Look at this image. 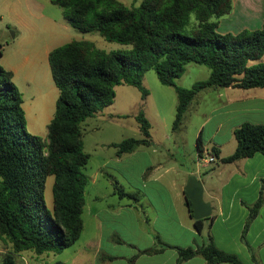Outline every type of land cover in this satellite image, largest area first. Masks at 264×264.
Listing matches in <instances>:
<instances>
[{"label":"trees","instance_id":"obj_1","mask_svg":"<svg viewBox=\"0 0 264 264\" xmlns=\"http://www.w3.org/2000/svg\"><path fill=\"white\" fill-rule=\"evenodd\" d=\"M51 1L62 7L63 18L78 30L97 31L131 47L105 50L90 39L74 38L50 50L48 60L58 96L45 136L27 130L21 91L12 71L0 63V239L6 246L0 251V264H24L16 259L23 250L59 252L78 238L87 183L84 166L89 158L83 148L82 122L113 101L117 84H133L145 96L148 90L142 77L153 67L159 80L173 85L177 93L173 129L202 89L264 87V61L250 62L264 53V16L257 28L219 31V18L231 11L232 0H141L131 6L120 0ZM191 12L195 20L189 24ZM189 61L207 65L209 75L189 87L178 85L175 78ZM136 117L142 136L112 142L117 154L150 143L149 120L142 111ZM232 134L235 149L221 161L264 154V122L243 121L233 127ZM197 145L200 153V133ZM209 151L219 156L217 146ZM50 174L51 209L44 195ZM117 190L136 197L120 187ZM261 201L260 197L249 206L247 222ZM185 202L192 217L187 197ZM204 218H193L197 231L202 230ZM168 245L156 235L155 244L141 252L161 251ZM176 248V264L197 254L207 263L245 264L236 253L219 248L210 234L199 246ZM51 264L65 263L57 259Z\"/></svg>","mask_w":264,"mask_h":264},{"label":"crops","instance_id":"obj_2","mask_svg":"<svg viewBox=\"0 0 264 264\" xmlns=\"http://www.w3.org/2000/svg\"><path fill=\"white\" fill-rule=\"evenodd\" d=\"M32 2L39 9L44 6L40 0ZM40 15L43 31L37 22L29 24L19 18L20 25L27 26L28 30L20 36L15 26L10 41L6 33L11 21L0 17V63L12 71L18 88L22 85L27 91L24 94L19 88L26 122L31 127L33 121L27 102L30 97L45 96L44 87L49 89L54 107L52 110L47 107V117L42 116L41 122L47 125L55 112L58 87L51 75L49 52L76 35L63 15L46 16L42 11ZM263 16L264 0H232V9L221 31L260 27ZM223 18H219L218 30ZM258 60L264 61V53L250 62ZM225 87L226 99L213 112L215 122L205 139L202 131L212 115H207L198 125L202 151L199 153L196 137V149L190 156L192 163L187 166L180 165L183 160L170 162L173 148L170 151L169 146H159L152 141L121 154H117L111 144L118 140L103 139L93 145V141H89L84 148L83 131V148L89 153L84 166L87 183L81 212L83 226L78 238L59 251L57 259L65 264H176V246H199L210 234L219 248L236 253L245 264H264V154L255 152L233 161L220 160L235 149L234 126L243 121L264 122V87ZM87 120L88 117L83 122L86 124ZM37 129L41 135H46L40 126ZM213 145L220 150L214 159L218 161L203 162L201 157ZM155 152H160L161 156L155 157ZM191 174L201 180L203 197L212 205L210 216L203 219L201 231L195 228L185 202L184 186ZM117 187L136 197L120 195ZM260 197L257 213L247 222L249 206ZM156 235L169 245L161 251L141 252L155 244ZM17 254L24 264H40L38 258H32L31 263L22 258V253ZM180 264L233 263H207L197 254Z\"/></svg>","mask_w":264,"mask_h":264},{"label":"rangeland","instance_id":"obj_3","mask_svg":"<svg viewBox=\"0 0 264 264\" xmlns=\"http://www.w3.org/2000/svg\"><path fill=\"white\" fill-rule=\"evenodd\" d=\"M40 1L44 2L42 9H39L34 5L32 0H0V17L3 20L11 21V26L7 29L6 33V36L9 35V41L13 38L12 36L15 26L18 28L20 36L28 30L27 26L20 25L18 21L19 18L26 19L29 24L32 23L31 21L37 22L39 29L42 30V24H40V19H42L40 15L41 11L46 16H62V7L59 4L51 0ZM120 1L131 6L139 4L141 0ZM194 17V13L191 12L189 24L195 20ZM221 18L223 19L218 27L220 31L224 28L225 22L223 21L226 20L227 14L221 16ZM73 29L76 35H74L75 37H71L72 39H90L98 47L104 48L105 50L125 49L131 47V44L129 43L108 40L97 31L82 32L77 28H74V26ZM9 47L10 46H8L7 49H9ZM209 71L207 65L195 61H189L185 64L184 71L175 78V82L178 85L189 87L195 81L206 79L209 75ZM17 80H19L18 75ZM142 84L148 90L145 96H143L142 90L133 84L121 83L120 85L115 86V96L113 101L99 112L88 117V122H86V124L83 122L84 148L88 146L87 143H89V141H93L91 143L93 145L95 141H101L103 139L119 141L128 136L141 137L142 132L136 115L142 111L150 122V142L152 141V143L154 142L159 146H169L170 151L171 148H173V157L171 156L170 162H181V160H183L180 164L181 166L190 165L192 163L190 156L194 154L196 149V137L199 132L198 125L204 121L207 115H212L210 121L205 123L202 131V136L205 139L208 129L215 122L213 112L226 99L227 87H207L198 91L185 110L180 125L178 128L173 129L172 124L177 105V93L174 86L162 83L153 67L144 71ZM20 86L21 87L19 88L21 91L24 94H27L24 87L22 89V85ZM44 90L45 96L30 97L27 102L28 114L33 121L32 126L34 128L27 122L26 128L28 131L37 134H41L38 132V126H40L42 132H47V125L41 122L43 119L42 116L47 117V107H50V110L54 107L51 95L49 94V89L44 87ZM207 155L208 153H206L204 157ZM154 156L160 157V152H155ZM217 161V159L213 160L214 163ZM52 183L53 175H48L45 183V202L50 209L52 207L53 198ZM0 246L3 250L6 249L5 243H3L1 239ZM19 253H22V258L29 260L31 263L33 262L32 258H38L40 264H51L54 259L56 260L58 258L57 255H59L60 252L48 251L37 254L36 252L27 249ZM16 259L18 261L21 260L18 254L16 255Z\"/></svg>","mask_w":264,"mask_h":264},{"label":"water","instance_id":"obj_4","mask_svg":"<svg viewBox=\"0 0 264 264\" xmlns=\"http://www.w3.org/2000/svg\"><path fill=\"white\" fill-rule=\"evenodd\" d=\"M186 197L189 200L193 218H202L210 216L212 205L203 197V186L201 180L196 174H191L184 186Z\"/></svg>","mask_w":264,"mask_h":264},{"label":"built area","instance_id":"obj_5","mask_svg":"<svg viewBox=\"0 0 264 264\" xmlns=\"http://www.w3.org/2000/svg\"><path fill=\"white\" fill-rule=\"evenodd\" d=\"M206 153H208L207 156H205V157H201V160H202L203 162H211V161H213V160L215 159V156H214L213 153H211L210 151H209V152H206Z\"/></svg>","mask_w":264,"mask_h":264}]
</instances>
